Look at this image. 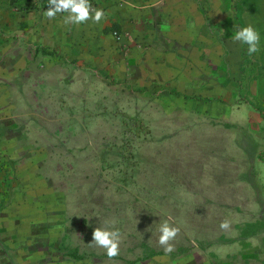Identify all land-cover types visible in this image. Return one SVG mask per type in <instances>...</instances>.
Instances as JSON below:
<instances>
[{
    "label": "rangeland",
    "instance_id": "rangeland-1",
    "mask_svg": "<svg viewBox=\"0 0 264 264\" xmlns=\"http://www.w3.org/2000/svg\"><path fill=\"white\" fill-rule=\"evenodd\" d=\"M42 65L17 109L32 151L15 174L24 195H0V264H264V164L246 172L248 125L232 131L181 98L68 63L51 86ZM164 222L179 228L171 253ZM103 227L121 233L116 257L92 242Z\"/></svg>",
    "mask_w": 264,
    "mask_h": 264
},
{
    "label": "crops",
    "instance_id": "crops-1",
    "mask_svg": "<svg viewBox=\"0 0 264 264\" xmlns=\"http://www.w3.org/2000/svg\"><path fill=\"white\" fill-rule=\"evenodd\" d=\"M48 6L49 0H0L1 196L24 195L26 184L15 174L28 171L22 162L32 145L16 134L25 125L17 109L35 64H45L37 76L53 77L51 86H59V67L68 63L137 91L181 98L221 126L246 124L255 135L246 172L253 179L260 173L250 167L264 164V0H101L96 8L104 18L83 24L65 23L66 13L47 18ZM248 24L261 37L251 55L232 38ZM238 154L244 157L240 148Z\"/></svg>",
    "mask_w": 264,
    "mask_h": 264
},
{
    "label": "clouds",
    "instance_id": "clouds-1",
    "mask_svg": "<svg viewBox=\"0 0 264 264\" xmlns=\"http://www.w3.org/2000/svg\"><path fill=\"white\" fill-rule=\"evenodd\" d=\"M58 13H66L65 23L72 24H83L89 20L99 23L105 16L104 10L102 8H95L90 3V0H49V6L45 10L44 15L51 19ZM232 38L243 45H247L249 55L259 51L260 33L252 24L239 28ZM229 226L228 222L221 224V227L225 229ZM178 231L179 228L169 222H164L160 225L159 244L164 246L166 253H171L174 250L173 245L169 241L176 237ZM120 237L121 233L119 230L107 227L96 228L93 231L92 242L105 248L107 256L113 258L119 255Z\"/></svg>",
    "mask_w": 264,
    "mask_h": 264
},
{
    "label": "built area",
    "instance_id": "built-area-1",
    "mask_svg": "<svg viewBox=\"0 0 264 264\" xmlns=\"http://www.w3.org/2000/svg\"><path fill=\"white\" fill-rule=\"evenodd\" d=\"M101 0H90V3L96 8L97 4L100 2Z\"/></svg>",
    "mask_w": 264,
    "mask_h": 264
},
{
    "label": "trees",
    "instance_id": "trees-1",
    "mask_svg": "<svg viewBox=\"0 0 264 264\" xmlns=\"http://www.w3.org/2000/svg\"><path fill=\"white\" fill-rule=\"evenodd\" d=\"M261 159L264 160L263 157H261Z\"/></svg>",
    "mask_w": 264,
    "mask_h": 264
}]
</instances>
